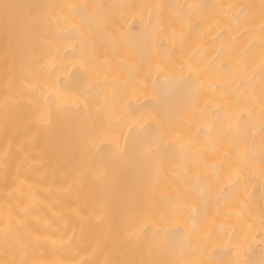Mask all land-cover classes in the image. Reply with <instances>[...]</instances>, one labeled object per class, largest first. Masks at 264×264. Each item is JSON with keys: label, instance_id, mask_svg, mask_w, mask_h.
Segmentation results:
<instances>
[{"label": "bare ground", "instance_id": "1", "mask_svg": "<svg viewBox=\"0 0 264 264\" xmlns=\"http://www.w3.org/2000/svg\"><path fill=\"white\" fill-rule=\"evenodd\" d=\"M0 264H264V0H0Z\"/></svg>", "mask_w": 264, "mask_h": 264}]
</instances>
